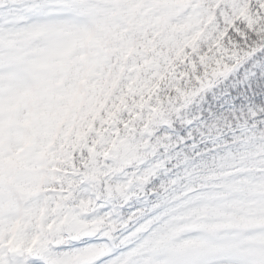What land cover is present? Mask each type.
Listing matches in <instances>:
<instances>
[{
    "label": "snow or ice",
    "instance_id": "6c2138e0",
    "mask_svg": "<svg viewBox=\"0 0 264 264\" xmlns=\"http://www.w3.org/2000/svg\"><path fill=\"white\" fill-rule=\"evenodd\" d=\"M0 264H264V0H0Z\"/></svg>",
    "mask_w": 264,
    "mask_h": 264
}]
</instances>
